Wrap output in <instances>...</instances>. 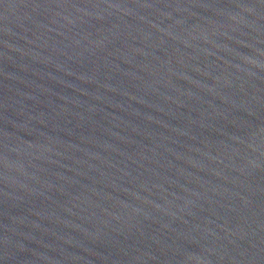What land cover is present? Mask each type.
Instances as JSON below:
<instances>
[{
  "label": "water",
  "instance_id": "obj_1",
  "mask_svg": "<svg viewBox=\"0 0 264 264\" xmlns=\"http://www.w3.org/2000/svg\"><path fill=\"white\" fill-rule=\"evenodd\" d=\"M0 264H264V0H0Z\"/></svg>",
  "mask_w": 264,
  "mask_h": 264
}]
</instances>
